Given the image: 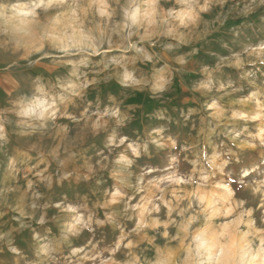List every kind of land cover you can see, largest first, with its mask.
I'll return each mask as SVG.
<instances>
[{
	"label": "rangeland",
	"instance_id": "obj_1",
	"mask_svg": "<svg viewBox=\"0 0 264 264\" xmlns=\"http://www.w3.org/2000/svg\"><path fill=\"white\" fill-rule=\"evenodd\" d=\"M0 264H264V0H0Z\"/></svg>",
	"mask_w": 264,
	"mask_h": 264
}]
</instances>
